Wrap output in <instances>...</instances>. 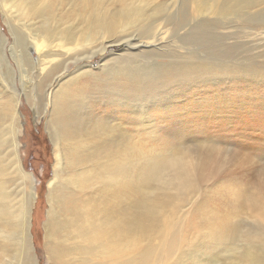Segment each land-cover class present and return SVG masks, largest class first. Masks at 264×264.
<instances>
[{
    "label": "rangeland",
    "instance_id": "rangeland-1",
    "mask_svg": "<svg viewBox=\"0 0 264 264\" xmlns=\"http://www.w3.org/2000/svg\"><path fill=\"white\" fill-rule=\"evenodd\" d=\"M100 1L0 0V112H20V153L32 176L15 173L3 131L0 199L10 212L31 199V264H63L49 260L45 241L56 161L47 123L53 101L68 94L88 99L87 118L116 126L136 180L144 164L162 162L139 197L169 200L160 216L178 245L170 256L156 247L162 238H144L161 255L140 264H264V207L253 205L264 194V0ZM101 13L111 21L98 24ZM66 33L75 45L57 47ZM105 66L123 69L112 80ZM184 66L196 76L178 75ZM187 152L198 166L188 184L173 186L177 169L167 162Z\"/></svg>",
    "mask_w": 264,
    "mask_h": 264
},
{
    "label": "bare ground",
    "instance_id": "bare-ground-1",
    "mask_svg": "<svg viewBox=\"0 0 264 264\" xmlns=\"http://www.w3.org/2000/svg\"><path fill=\"white\" fill-rule=\"evenodd\" d=\"M23 10L29 12L25 8ZM137 14V11H133L128 15V19ZM94 20L98 24L111 21L103 13ZM40 38H46L48 43L54 41L45 35ZM79 38L73 34L75 42ZM59 40L61 43L57 47L75 45L69 33ZM52 62L53 60H46L45 63L52 66ZM47 67L49 66L45 68ZM50 68L49 71L52 70ZM121 69L123 68L119 67L118 71ZM196 69L189 68L185 72H178V75L194 76ZM110 70L109 67L102 72L109 71L110 75ZM118 71L113 72L112 80ZM82 75L96 74L86 72ZM85 99L87 98L84 96L72 94L58 97L53 101L54 111L47 123L56 148L53 177L48 184L47 203L50 210L48 208L44 226L49 260L63 264H140L146 259L147 262L153 263L152 261L161 255L159 251L152 253L153 234L162 238V243L156 247L165 245V253L173 255L178 241L169 237L171 229L166 227L169 225L166 214L160 216L161 211L168 207L169 200L161 203L149 195L139 197V194H145V189L151 188L150 183L159 175L162 162L150 161L144 164L136 180L131 174L132 166L135 167L136 164L131 161L132 158L125 159L124 138L115 135L116 126L111 123L103 125L92 113L87 118L88 111H92ZM9 114L5 112L3 117L0 112V135L10 129L8 139L11 143L14 171L23 181L30 180L32 176L27 173L22 161V152L20 153L22 128L17 122L20 112L14 105V113ZM3 122L7 123L9 128L5 127ZM193 155V152L181 155L178 153L173 161L168 160L167 164L175 165L174 168L177 169L173 186L188 184L190 181L191 173L198 166ZM127 159H130L128 163L125 161ZM166 183L170 185V180ZM127 192L131 194L128 198L130 209H124L125 201H128L124 200V194ZM30 200H26L19 211L10 212L6 205L7 197L0 199V254L3 264H31L33 261L29 256L30 250L33 249L30 235L33 209ZM263 202L264 194L261 199L257 198L253 205L264 207ZM156 205L159 210H155ZM144 238L151 242L144 244Z\"/></svg>",
    "mask_w": 264,
    "mask_h": 264
}]
</instances>
